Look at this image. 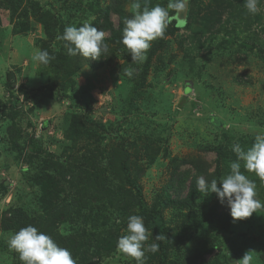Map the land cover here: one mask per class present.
<instances>
[{"label":"rangeland","instance_id":"374dc122","mask_svg":"<svg viewBox=\"0 0 264 264\" xmlns=\"http://www.w3.org/2000/svg\"><path fill=\"white\" fill-rule=\"evenodd\" d=\"M25 1L52 4L55 12L64 2ZM225 1L231 6L221 0L123 2L130 35L144 50L162 30L180 27L153 56L134 108L128 107L132 73L141 69L144 54L131 55L99 42L96 53L102 67L79 68L73 76L77 83L73 98L52 93L51 100L47 98L51 73L38 61L39 43L45 39L40 24L29 17L27 34H11L9 13L1 9L0 215L8 205L39 197L24 170L43 169L46 154H61L69 117L79 112L96 125L91 128L101 130L99 140L123 145L146 204L158 205L167 230L162 238L165 264H264V0ZM110 4L111 0L78 3L80 14L88 10L70 24L78 29L73 49L78 62L85 59L87 46L96 45L88 29L97 9ZM111 20L116 26L117 15L112 13ZM98 36L104 39L108 34ZM13 124L20 132L15 149L9 138ZM224 132L225 140L240 137L246 143V154L235 163L234 152L214 150ZM235 150L238 154V146ZM175 159L185 165L177 168L178 179L173 181ZM194 177L197 189L205 187L206 194L194 198L188 208L167 203L181 185L183 198ZM170 182L175 191L167 188ZM140 224L131 216H115L102 228L85 224L81 229L93 235L86 245L100 248L98 264H130L136 257L157 264L151 233ZM59 229L65 231L66 224ZM2 237L15 252L21 247L14 236ZM45 260L49 262L48 257ZM0 264H13L6 250L0 251Z\"/></svg>","mask_w":264,"mask_h":264},{"label":"trees","instance_id":"16d2710c","mask_svg":"<svg viewBox=\"0 0 264 264\" xmlns=\"http://www.w3.org/2000/svg\"><path fill=\"white\" fill-rule=\"evenodd\" d=\"M71 1L73 3H70ZM83 1L64 0L59 11L55 12L52 4L48 7L38 2L25 0H0V10H6L9 13L8 20L12 22L11 34L21 35L31 30L29 17L40 24L45 39L39 43L38 61L51 73V82L47 86L50 91L47 92V98L51 100L54 98L51 96L52 93L54 95L61 93L64 99L73 98L72 93L77 86L73 76L79 68L102 67L104 62L96 53L99 42H107L114 47L123 48L131 55L144 54L141 69H134L132 73L135 79L132 82L128 107L134 108L139 91L148 77L153 56L163 49L167 43L166 37L173 35L180 27L171 25L170 28L162 30L155 42L144 50L141 44L130 35L121 10L125 0H111L110 5L97 9V16L89 25V38H96V45L85 48L82 55L85 59L80 63L77 52L73 50L78 29H73L70 24L77 17L80 18V15L84 16L87 13L88 10L83 9L80 14L78 3ZM182 1L184 0H178V3L181 4ZM221 2L231 6V3H226L225 0ZM67 3L71 4L68 8H66ZM112 13L118 17L116 26L111 20ZM101 32H106L108 36L104 39L100 38L98 35ZM63 44L66 46L65 50L62 49ZM121 76H124V72H121ZM181 105L182 102L179 106ZM209 120L217 127L214 118ZM45 125L47 122L42 124V126ZM91 126L96 125L90 118L75 112L71 118L69 117L61 154L58 156L46 154L44 156L46 165L43 169L24 170L25 175L28 176L25 177L32 186L37 188L34 194L39 197L27 204L8 205L0 215V234L14 236L21 244L20 248H15L18 250L15 252L14 247L9 245L3 237L0 239V251L6 250L13 264L14 262L19 264H98L100 262L98 258L101 259L100 248L94 246L90 249L86 245L93 235L90 233L91 230L86 231L81 227L89 224L92 228H102L115 216H131V219H138L144 230L151 233V241L157 251V264H165L167 251L162 238L167 230L158 205L149 207L146 204L142 187L138 183V177L131 172L129 155L123 150V145L104 143L103 140H99L98 133L101 130L96 131ZM12 130L14 131L9 134L10 145L15 149L20 140V132L14 128V124ZM226 134L224 132L222 139H218L214 150L218 154L222 150L226 154L234 152L233 155L237 157L231 162L235 163L239 161L240 155L246 154V143L240 137H236L235 140H225ZM160 143H163V140ZM164 143L167 142L164 141ZM236 146L239 149L238 154L235 150ZM250 157L251 154H248V159ZM173 163L171 178L176 181L178 179L176 170L185 163L184 160L176 161V159ZM207 179L208 183L209 178ZM173 183L170 182L171 185L169 184L167 188L171 189L172 186L175 191ZM181 188L182 185L180 189H177L175 198L167 199V203L170 201L180 207L188 208L194 198L206 194L204 192L207 191L204 190L205 187L197 189L196 177L192 179L183 198H180ZM33 201L36 204H32ZM130 209L136 212H131ZM63 224H66V230L60 231L59 227ZM78 228L81 229L80 232ZM112 248V245H109V249ZM46 257L49 262H46ZM130 264L148 263L136 257Z\"/></svg>","mask_w":264,"mask_h":264},{"label":"water","instance_id":"95a60500","mask_svg":"<svg viewBox=\"0 0 264 264\" xmlns=\"http://www.w3.org/2000/svg\"><path fill=\"white\" fill-rule=\"evenodd\" d=\"M180 19H182V16H180ZM180 19H179V20H180ZM178 25H179V24H178Z\"/></svg>","mask_w":264,"mask_h":264}]
</instances>
